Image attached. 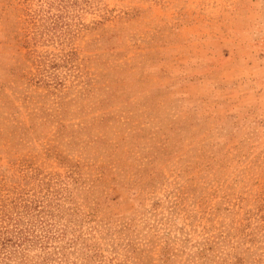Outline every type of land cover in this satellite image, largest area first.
I'll list each match as a JSON object with an SVG mask.
<instances>
[{
  "label": "rangeland",
  "instance_id": "374dc122",
  "mask_svg": "<svg viewBox=\"0 0 264 264\" xmlns=\"http://www.w3.org/2000/svg\"><path fill=\"white\" fill-rule=\"evenodd\" d=\"M0 264H264V0H0Z\"/></svg>",
  "mask_w": 264,
  "mask_h": 264
}]
</instances>
